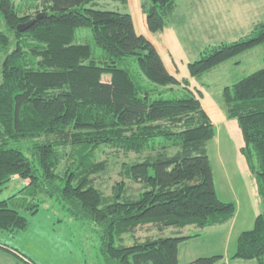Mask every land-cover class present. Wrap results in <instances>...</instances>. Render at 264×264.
Here are the masks:
<instances>
[{"label":"trees","instance_id":"1","mask_svg":"<svg viewBox=\"0 0 264 264\" xmlns=\"http://www.w3.org/2000/svg\"><path fill=\"white\" fill-rule=\"evenodd\" d=\"M95 1L0 0L5 29L0 31V191L13 176L27 181L0 201V231L25 230L28 219L21 213L33 216L45 199L54 198L71 218L94 227L104 264H179V244L199 232L129 246L116 241L145 225L159 233L166 228L181 233L233 217L235 205L220 201L215 192L207 156L215 127L189 79L264 46V23L246 37L204 47L187 64L188 78L179 79L136 32L130 14L98 10ZM174 2L142 1L150 34L163 31ZM31 20L27 29L17 30ZM80 29L90 30L94 46L77 42ZM262 65L222 93L227 117L238 121L245 144L240 152L264 201V58ZM27 142L30 158L12 147ZM100 147L138 158L124 166L126 178L141 185L137 197L127 196L122 182L109 200L92 186L88 177L105 168L93 160ZM66 149L71 162L60 174ZM221 259L199 257L189 264ZM230 260L264 264V210L252 229L239 234Z\"/></svg>","mask_w":264,"mask_h":264},{"label":"rangeland","instance_id":"2","mask_svg":"<svg viewBox=\"0 0 264 264\" xmlns=\"http://www.w3.org/2000/svg\"><path fill=\"white\" fill-rule=\"evenodd\" d=\"M142 1L125 0L123 3L120 0H96L95 8L132 14L137 19L143 14L140 7ZM261 23H264V0H175L173 10L165 14L164 29L170 33L176 31L178 36H182L181 39L195 41V56L199 47L203 50L210 45L206 43L217 45L236 41L248 36ZM4 30L0 24V31ZM77 39L78 43L94 46L89 29L78 30ZM160 50L165 57H170L164 52L165 48ZM97 53L100 51L97 50ZM3 58L4 53H1L0 63ZM263 58L264 46L260 45L238 56V62L217 66L192 80L191 89L201 93L202 107L208 113V104L213 107L211 117L229 119L223 89L261 69ZM226 119L215 126V135L207 142L206 150L215 192L220 201L235 205V214L225 224L197 231L199 238L184 244L187 252L196 257L216 254L231 257L239 234L252 229L256 216L264 210L257 177L245 164L246 159L240 152L245 144L238 129V121L229 119L227 122ZM30 146V142L12 144V147L21 148L27 157L29 154L26 149ZM70 153L69 149L62 153L63 159L57 173H63L71 162L68 159ZM93 160L95 163L104 162L105 168L97 174H91L88 179L106 200L113 196L115 186L120 182L126 187V195L131 198L141 192V185L131 182L124 173L125 165L138 160L135 155L100 147L95 150ZM24 186L18 177H11L1 188L0 201L16 194ZM21 214L28 219L27 228L12 235L15 242L5 239L7 232L0 231V244L18 248L19 253L33 264H104L94 227L71 218L54 198L45 199L33 216ZM177 231L175 228H166L159 233L155 226L145 225L138 227L132 234L121 236L116 244L129 246L147 238L181 236L182 232ZM186 231L191 232L189 228Z\"/></svg>","mask_w":264,"mask_h":264},{"label":"crops","instance_id":"3","mask_svg":"<svg viewBox=\"0 0 264 264\" xmlns=\"http://www.w3.org/2000/svg\"><path fill=\"white\" fill-rule=\"evenodd\" d=\"M131 17H132L136 32L138 34L145 36L154 45V47L156 48L158 53L161 55L167 71L170 74L177 76L179 78H188L187 67H186L187 64L191 61H194L193 59H198V56H199L200 52L202 51V50H200V47H199L197 54L194 56L193 46L195 45L194 44L195 41H190L188 38L187 39H181L182 36H178L176 31H174L173 33H170V32H168L169 31L168 29H164V31L162 33H159V34L158 33L157 34H150L147 31L146 23H145V17L143 14L140 15L137 19H135L132 14H131ZM182 26H184V25H182ZM159 44H160L161 48H159ZM206 44L212 45L211 43H206ZM164 48H165L164 52L166 53V55L169 54L170 57H168V56L165 57L162 54L160 49H164ZM261 52H262V50H261ZM237 58H238V56L227 61V62H225V63H223V64H221V65L236 63L239 61V59H237ZM168 60H170V61H168ZM196 79L197 78L189 79L190 84H191L192 80H196ZM208 105H209L208 109H210L209 113L206 111V108H204V107L203 108H204L206 114L208 115V117L210 118L212 124L215 127L220 122H223V119H226V118L225 117H218V116H216V118L213 116L211 117L210 114L212 113L211 111H212L213 107L210 104H208ZM226 121L229 122V119L228 120L226 119ZM23 183L26 185L27 181H23ZM188 228H189V231H191L190 233H188L186 231V230H188ZM184 229L180 230V232H182L181 236H183V237H186V236L193 234V233H197V231H199L198 229H195V228L191 229L190 227H186ZM203 231H204V229H203ZM183 232H186V233L183 234ZM4 238L7 240L15 242V239H14L15 237L12 235H9L8 233H6ZM192 240H194V239L186 240V241L179 244V248H178L179 264H189L190 262H192L196 258H199L196 256H192L191 252H187V249L184 247V244H187L188 242H190ZM17 249H14L12 247H8L4 244H0V264H27L26 257L21 255L19 253V250H17ZM216 255L222 256V259L217 264H257L256 261L230 260V257L223 256L222 254H216Z\"/></svg>","mask_w":264,"mask_h":264},{"label":"water","instance_id":"4","mask_svg":"<svg viewBox=\"0 0 264 264\" xmlns=\"http://www.w3.org/2000/svg\"><path fill=\"white\" fill-rule=\"evenodd\" d=\"M42 17V15H37L36 17H35V19H39V18H41ZM32 20L31 21H29L28 23H26V24H23V25H19L18 27H17V30L19 31V32H22V31H24L25 29H27L31 24H32Z\"/></svg>","mask_w":264,"mask_h":264}]
</instances>
